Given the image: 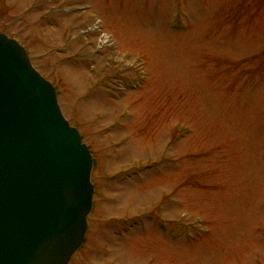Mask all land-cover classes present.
<instances>
[{"label":"rangeland","instance_id":"rangeland-1","mask_svg":"<svg viewBox=\"0 0 264 264\" xmlns=\"http://www.w3.org/2000/svg\"><path fill=\"white\" fill-rule=\"evenodd\" d=\"M88 146L68 264H264V0H0Z\"/></svg>","mask_w":264,"mask_h":264},{"label":"water","instance_id":"water-1","mask_svg":"<svg viewBox=\"0 0 264 264\" xmlns=\"http://www.w3.org/2000/svg\"><path fill=\"white\" fill-rule=\"evenodd\" d=\"M91 169L54 86L0 32V264H68L87 231Z\"/></svg>","mask_w":264,"mask_h":264},{"label":"trees","instance_id":"trees-1","mask_svg":"<svg viewBox=\"0 0 264 264\" xmlns=\"http://www.w3.org/2000/svg\"><path fill=\"white\" fill-rule=\"evenodd\" d=\"M3 32H5L6 34H7V32L6 31H4V30H2Z\"/></svg>","mask_w":264,"mask_h":264}]
</instances>
